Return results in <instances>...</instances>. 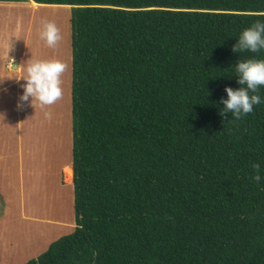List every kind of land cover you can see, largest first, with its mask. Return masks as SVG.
Wrapping results in <instances>:
<instances>
[{
  "label": "trees",
  "instance_id": "obj_1",
  "mask_svg": "<svg viewBox=\"0 0 264 264\" xmlns=\"http://www.w3.org/2000/svg\"><path fill=\"white\" fill-rule=\"evenodd\" d=\"M29 1L70 7L75 228L24 264H264V102L218 113L264 0Z\"/></svg>",
  "mask_w": 264,
  "mask_h": 264
},
{
  "label": "rangeland",
  "instance_id": "obj_2",
  "mask_svg": "<svg viewBox=\"0 0 264 264\" xmlns=\"http://www.w3.org/2000/svg\"><path fill=\"white\" fill-rule=\"evenodd\" d=\"M48 6L54 5L40 6L30 28L23 30L22 37L33 60L58 59L67 65L61 74V98L43 108L35 101L33 106L25 102L22 108H18V99L15 102L13 96L5 102H2L3 97L0 98V145L5 168L0 177V217H5L0 222V234L7 241L1 247L5 259L13 258L10 264L36 258L50 243L72 233L75 228L69 175L72 59L70 10H67L70 8H46ZM45 20L55 23L62 36L52 48L39 39ZM22 25L25 29L28 22H22ZM4 26L13 29L11 23L5 22ZM23 83L21 80L20 85ZM19 91L22 92L21 87ZM46 111L51 113L50 118L45 117ZM31 112L34 113L32 116Z\"/></svg>",
  "mask_w": 264,
  "mask_h": 264
},
{
  "label": "clouds",
  "instance_id": "obj_3",
  "mask_svg": "<svg viewBox=\"0 0 264 264\" xmlns=\"http://www.w3.org/2000/svg\"><path fill=\"white\" fill-rule=\"evenodd\" d=\"M39 39L52 48L62 40V36L55 23L45 20L42 22ZM260 49H264V20H257L243 29L232 45L233 53H255ZM28 61L29 59L21 65V75L14 77L18 81H24L20 85L22 92L18 97L17 107L22 108L25 102L33 106V101L42 108L54 104L62 96L61 74L65 72L67 65L58 59ZM232 67L239 87L225 86L226 98L220 99L222 107L218 109V113L221 116L230 114L231 118L239 119L251 113L255 105L264 102V97L257 94V89L264 86V59L249 57L237 60ZM44 115L46 118L51 117V113L47 111ZM252 168L255 172L251 179L260 184L264 177L260 174L259 163H253Z\"/></svg>",
  "mask_w": 264,
  "mask_h": 264
},
{
  "label": "crops",
  "instance_id": "obj_4",
  "mask_svg": "<svg viewBox=\"0 0 264 264\" xmlns=\"http://www.w3.org/2000/svg\"><path fill=\"white\" fill-rule=\"evenodd\" d=\"M39 6H45V5L36 4L32 1L25 3L0 2V98L1 97L4 98L2 102H5V100L10 96H13L16 102L19 97V93H20L19 87L21 80L18 81L14 77H19V75H21L22 64H24L28 59H29L28 62L33 60L31 55V50L29 49L28 44L25 43L22 37V32L23 30L30 28L33 16H36V12L39 11L40 8ZM48 7H52V6H48ZM53 7H65V6H53ZM69 10L70 9H68L67 11L69 12ZM68 12H66L67 20L69 17ZM5 22L11 23L13 25V29L10 30L6 26H4ZM22 22L24 24L25 22H28V27L23 29L24 25H22ZM9 61L11 63H9ZM12 65H15L16 67L13 68ZM70 95H71V91H70ZM33 114L34 113L31 112V116ZM18 122H19V118H18ZM47 123L49 124V122ZM18 143H19V138H18ZM3 159L4 158H3L2 146L0 145V177L5 171ZM17 163L20 164V162ZM70 164L71 161L69 165ZM64 168L65 167H62V169ZM71 188H72V182H71ZM5 201L6 199L3 202ZM72 208H73V188H72ZM4 218L5 217H0V222L3 221ZM0 239L2 240L0 242L1 264H7L9 262L11 263L10 259L13 260V258H10L8 260L5 259L6 255L2 253V249H1L2 243L5 244L7 243V241L5 240V238H2L1 234H0ZM26 262L27 261L23 260L20 264Z\"/></svg>",
  "mask_w": 264,
  "mask_h": 264
},
{
  "label": "bare ground",
  "instance_id": "obj_5",
  "mask_svg": "<svg viewBox=\"0 0 264 264\" xmlns=\"http://www.w3.org/2000/svg\"><path fill=\"white\" fill-rule=\"evenodd\" d=\"M40 7V6H39ZM45 8V7H44ZM46 8H49V7H46ZM50 8H54V9H58V8H63V9H68V6H65V7H50ZM47 19V18H46ZM64 133V132H63ZM51 177V176H50ZM41 179V178H39ZM51 195V194H50ZM44 196V195H43ZM44 198V197H43ZM52 198V197H51ZM45 199V198H44ZM57 210V209H56ZM66 225V224H64Z\"/></svg>",
  "mask_w": 264,
  "mask_h": 264
}]
</instances>
